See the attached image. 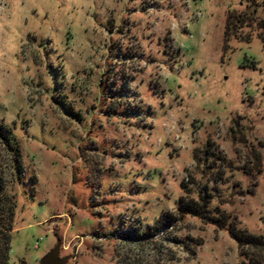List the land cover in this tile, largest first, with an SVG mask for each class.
<instances>
[{
  "label": "rangeland",
  "instance_id": "374dc122",
  "mask_svg": "<svg viewBox=\"0 0 264 264\" xmlns=\"http://www.w3.org/2000/svg\"><path fill=\"white\" fill-rule=\"evenodd\" d=\"M0 122L1 264H264V0H0Z\"/></svg>",
  "mask_w": 264,
  "mask_h": 264
},
{
  "label": "trees",
  "instance_id": "16d2710c",
  "mask_svg": "<svg viewBox=\"0 0 264 264\" xmlns=\"http://www.w3.org/2000/svg\"><path fill=\"white\" fill-rule=\"evenodd\" d=\"M250 0H247V2ZM254 11H252L248 16L252 15ZM236 16V15H235ZM232 13H228L227 23H225V31L224 35L228 36L232 29L235 27H242V24L247 21L248 16L245 13L241 15H237L236 17ZM234 19V20H233ZM245 40H248L249 37L247 35L243 36ZM0 240L3 236H8L9 232L13 229V215L14 209L16 207L15 201L3 198L2 191L5 185V177L4 174L7 173L10 175L11 179L15 182L21 183L23 177V166L21 159V151L18 145V142L15 136L12 133L11 128L7 127L5 124L0 122ZM3 157V159H2ZM205 204H191L186 201H181L179 203V209L186 213H191L192 215H198L203 210H206ZM203 206V207H202ZM202 211V212H203ZM204 220L208 223L218 226L219 228H223L227 225L225 218L217 217L214 218L209 215H204ZM166 227L171 224L167 222L164 224ZM160 226H150L147 227L142 233H138V231L133 232V236H139L141 238L150 237L151 235H155L158 233ZM230 236L236 240L238 247L243 250V248L254 247V248H264V240L262 237L254 236L247 234L245 232L239 231L238 229L229 228ZM136 234V235H135ZM130 235V234H127ZM125 235V236H127ZM125 236H121L126 238ZM7 238V237H6ZM3 243L6 241L2 240ZM243 253V252H242ZM245 254V253H244ZM1 264V263H0Z\"/></svg>",
  "mask_w": 264,
  "mask_h": 264
},
{
  "label": "water",
  "instance_id": "95a60500",
  "mask_svg": "<svg viewBox=\"0 0 264 264\" xmlns=\"http://www.w3.org/2000/svg\"><path fill=\"white\" fill-rule=\"evenodd\" d=\"M62 241L60 237L55 235V243L53 247L38 261L37 264H67L72 258V254L60 255ZM19 264H27L24 259H21Z\"/></svg>",
  "mask_w": 264,
  "mask_h": 264
},
{
  "label": "flooded vegetation",
  "instance_id": "af4514ba",
  "mask_svg": "<svg viewBox=\"0 0 264 264\" xmlns=\"http://www.w3.org/2000/svg\"><path fill=\"white\" fill-rule=\"evenodd\" d=\"M21 260V259H20ZM20 260H19V262H20ZM19 264V263H18Z\"/></svg>",
  "mask_w": 264,
  "mask_h": 264
}]
</instances>
